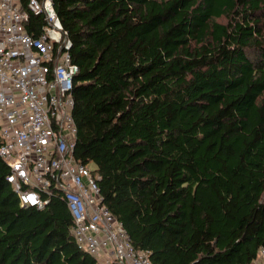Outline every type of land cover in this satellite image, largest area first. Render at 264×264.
<instances>
[{"label":"trees","instance_id":"obj_1","mask_svg":"<svg viewBox=\"0 0 264 264\" xmlns=\"http://www.w3.org/2000/svg\"><path fill=\"white\" fill-rule=\"evenodd\" d=\"M26 8L28 0H20ZM67 37L74 157L151 264L264 248V0H51ZM44 14L29 11L39 34ZM0 157V264H96L64 200L22 206Z\"/></svg>","mask_w":264,"mask_h":264},{"label":"built area","instance_id":"obj_2","mask_svg":"<svg viewBox=\"0 0 264 264\" xmlns=\"http://www.w3.org/2000/svg\"><path fill=\"white\" fill-rule=\"evenodd\" d=\"M29 11L44 14L37 35ZM71 41L51 0H0V157L22 206L43 208L57 195L72 218L77 247L96 264H151L103 203L100 175L74 157ZM248 264H264V248Z\"/></svg>","mask_w":264,"mask_h":264}]
</instances>
